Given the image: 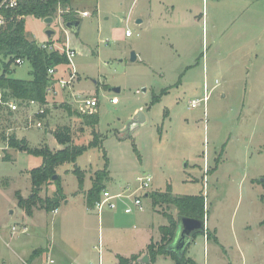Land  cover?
I'll return each instance as SVG.
<instances>
[{"label":"rangeland","instance_id":"374dc122","mask_svg":"<svg viewBox=\"0 0 264 264\" xmlns=\"http://www.w3.org/2000/svg\"><path fill=\"white\" fill-rule=\"evenodd\" d=\"M66 13L80 22L78 34L66 30ZM263 13L264 0H69L58 5L51 24L25 17L27 39L76 52L68 69L76 74L66 94L48 100L45 119L34 110L0 109V264H21L18 257L38 247L34 258L46 257L47 249L40 247L50 240L57 257L105 245L106 227L87 200L95 173L105 168L104 157L108 178L101 185L112 193L133 192L136 178L151 177L147 196L136 193L144 210L120 218L127 224L117 235L118 253L144 248L151 223L150 244L167 243L160 228L179 212L166 201L152 205L151 194L169 192L203 198L209 238L197 234L185 260L264 264V23L258 16ZM12 69L13 79H30L28 62ZM79 93L98 102L93 127L73 107L71 94ZM192 100H200L196 108ZM138 111L145 117L141 124L134 121ZM57 126L70 128L76 147L94 141V131L100 147L56 169L63 192L59 208L47 213L36 205L28 215L19 197L32 194L30 172L42 166V158L17 146L61 150L50 133ZM57 187L51 180L36 197H52ZM145 255L154 264L147 249ZM131 257L119 263L141 264V255ZM159 257L170 256L157 254L155 260Z\"/></svg>","mask_w":264,"mask_h":264},{"label":"trees","instance_id":"16d2710c","mask_svg":"<svg viewBox=\"0 0 264 264\" xmlns=\"http://www.w3.org/2000/svg\"><path fill=\"white\" fill-rule=\"evenodd\" d=\"M2 1L3 0H0V5ZM16 1L17 6L13 9L0 8V16L5 20L4 25L0 28V90L3 93V98H10L19 102L36 101L40 104H45L47 103L46 88L50 82L47 71L50 68L66 65L67 59L64 54H60L57 51L48 53L45 50H41L35 41L27 39L25 35L24 18L27 16L37 19L53 18L58 5L65 6L69 3V0ZM74 20H76V18L71 13L62 15L63 22ZM17 59L29 63L31 67L29 80H18L11 77V74L14 72L12 65ZM70 108L71 107L66 105L65 109L68 115H73L74 112H72ZM46 113L47 109L38 117L45 119ZM84 114L86 115L83 118L90 127L97 124V114L89 110L84 112ZM76 115H78V113H76ZM91 134L94 141L87 147H76L73 145L70 128L67 126H57L53 130L52 135L57 144L63 147L61 150L52 152L46 146L35 149H30L26 145L17 146L21 151L42 158V166L30 172L33 184L32 194L27 200H23L19 197V205L25 209L28 215L31 213L32 207L36 205L47 213L59 208V203L63 200V192L59 184L60 178L55 175V171L61 165L75 163L77 158L87 151L88 148L100 147V144L96 142V132L93 131ZM4 160H9V157H6ZM104 160L105 168L95 173L97 182L93 190L87 195L88 207L94 206L95 202L99 199L101 191L104 190L101 183L108 178L106 169L107 161L105 157ZM53 176H56V179L53 180ZM51 180L58 184L53 196L38 199L36 197L37 191L42 185ZM262 184L264 185V179ZM148 196L150 197L149 194ZM151 200L152 205H156L159 201H166L173 204L179 212L178 216L204 220V204L201 196L180 198L172 196L169 192L160 194L153 193L151 194ZM167 223V226L160 228L162 240L167 237V243L161 246H154L152 244L147 246L150 262H154L155 255L163 254L170 256L176 264H191L189 260H185L183 257L178 258L167 252L166 246L172 241L176 229V219L168 217ZM205 235L208 239V232H206ZM37 254L38 252L35 250L31 257L33 258ZM131 259L133 260L135 257L132 256ZM132 260H129L128 263ZM122 261L126 260L120 258V262Z\"/></svg>","mask_w":264,"mask_h":264},{"label":"built area","instance_id":"2783aa9c","mask_svg":"<svg viewBox=\"0 0 264 264\" xmlns=\"http://www.w3.org/2000/svg\"><path fill=\"white\" fill-rule=\"evenodd\" d=\"M45 1V0H43ZM17 6L16 0H3L0 8L3 7L5 9H13ZM87 13H83L82 16H86ZM5 20L2 16H0V28L4 25ZM126 36H130L128 31L125 32ZM41 50H45L46 52H59L60 54H64L67 59V64L50 68L47 71V76L50 79L49 85L46 88V99L47 103L40 104L36 101H28V102H19L10 98H3V93L0 90V109L6 108L9 113L17 114L20 111L25 110H34L33 114L40 116L43 114L46 106L48 104V100L55 98L58 95V92L63 93L67 89H69L72 80L75 78L74 68L72 70H68L70 67H73V59L76 56V52L72 49L65 47V49H59L57 46L52 45L50 43H42L38 45ZM24 61L21 59L15 60L12 67H16L21 65ZM64 68V69H62ZM67 68V69H65ZM66 75V80L63 79V75ZM66 94V92H65ZM73 95V96H72ZM74 103H77V106H73L76 111L79 113H83L86 111H93L98 106V102L94 98L87 97L85 95L79 94H71ZM69 99V97H65ZM75 98L79 99L76 100ZM67 101V100H65ZM205 101L206 98L202 99L203 109L205 110ZM67 103V102H66ZM200 100H192L190 102L191 108H196ZM72 105V104H70ZM30 120V119H29ZM37 128L42 127L40 122L35 124ZM151 183V177L149 175L144 177L136 178L137 188L133 190V192H129V189H124L117 193H112L108 189H104L101 191L99 199L94 204V209L98 215L105 210L108 211H116L119 207H121L122 212L126 215L140 213L144 210L142 205V196L137 195L136 193L142 192L147 193V189ZM25 232V231H24ZM23 264H27L24 263ZM46 264H54V260L51 258L47 259Z\"/></svg>","mask_w":264,"mask_h":264},{"label":"crops","instance_id":"0c3cea01","mask_svg":"<svg viewBox=\"0 0 264 264\" xmlns=\"http://www.w3.org/2000/svg\"><path fill=\"white\" fill-rule=\"evenodd\" d=\"M258 16L263 17V23H264V13L259 14ZM259 22H262V21L259 20ZM46 124H48V123H46ZM48 127H49V124H48ZM50 133H51V131H50ZM9 160H11V158H9ZM144 196H146V194H144ZM34 215L35 214H32V216H34ZM32 216L30 218H32ZM124 216H128V215H126L122 212L121 207H119L116 211L105 210L101 213V215H99V216L97 215V217L99 219L98 220L99 225L101 224L102 227L103 226L106 227V234L104 233L103 235L107 236V238H106L107 242H105V245H104V243L103 244L101 243V245H100L98 242V251L96 250L97 246L93 244L91 250L87 247L83 251L76 252L74 254L66 252L65 256L57 257V256L53 255L52 244H51V240H50L49 245H47L45 247H40L42 249H44V248L47 249L46 253H45L46 257H44V256L43 257H36V258L31 257L32 253L36 249H38L39 248L38 247V248L32 250L27 255V257H25V258L24 257H20V258L18 257L19 263L22 264L24 262L27 264H46L47 257H48V258H51L54 260V264H120L119 263L120 258L121 259L122 258L128 259L129 257L134 256V255H141V257H143V256H145L147 246L150 244V240L152 239V236H153L152 232H153L155 225H154V223H151L145 227V231H146L148 236L145 239L146 243H144V248L140 249V251L136 252V253L134 252V253H130V254L129 253L121 254V253H118V251L116 249L117 245H115V243H118L117 235H119L121 233V231L124 232V230L121 228V224H127V222H125L124 220H120V218L124 217ZM100 227H99V230H100ZM205 228H206V224H205ZM118 229H121V230L117 231ZM42 232H43V230L40 233H42ZM216 237H217V240L219 242L218 244H220L221 240L219 238V231L218 230H217ZM102 238L103 239H100V240H102L104 242V237H102ZM191 242H192V240H191ZM191 242L186 247V250H185L186 255L188 253V249L191 245ZM99 247H101L100 252H99ZM185 252H184V254H185ZM171 254H173V253H171ZM170 258L171 257H159L153 263L155 264V263H158V261H160L161 259H165V262H167L168 264H176L171 260L172 258L171 259ZM189 258L191 259V257H189ZM192 262L194 263L193 260H192ZM147 264H149V263H147ZM204 264H206L205 261H204Z\"/></svg>","mask_w":264,"mask_h":264},{"label":"water","instance_id":"95a60500","mask_svg":"<svg viewBox=\"0 0 264 264\" xmlns=\"http://www.w3.org/2000/svg\"><path fill=\"white\" fill-rule=\"evenodd\" d=\"M52 22L53 19L50 17L44 19L45 24H51ZM65 28L72 34H78L80 31V22L77 20L69 21L65 23ZM46 34L48 37H50L52 32L48 31ZM135 60L136 56L135 54H132L131 61ZM134 121L138 124H141L145 121V117L141 111H138L135 114ZM46 127H48V124H46ZM52 179H56V176H53ZM197 234H206L204 220L192 219L185 216H177L176 229L171 243L167 246V252L173 253L178 258L183 257L186 247ZM140 263H148V258L146 255L143 256V258L140 260Z\"/></svg>","mask_w":264,"mask_h":264}]
</instances>
